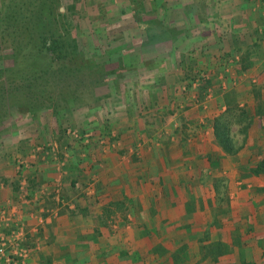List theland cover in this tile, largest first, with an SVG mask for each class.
I'll return each instance as SVG.
<instances>
[{"label":"crops","instance_id":"0c3cea01","mask_svg":"<svg viewBox=\"0 0 264 264\" xmlns=\"http://www.w3.org/2000/svg\"><path fill=\"white\" fill-rule=\"evenodd\" d=\"M94 16L96 33L121 30L106 35L118 40L117 58L160 63L191 53L209 60L220 46L229 54L232 44L244 43L247 51L239 52L251 60L244 72L251 82L264 78V0H96ZM160 44L169 47L157 52ZM257 89L263 97L264 85ZM235 90L238 103L242 89ZM186 110L188 127L162 134L176 145L149 137L137 123L130 132L120 128L111 149L68 158L60 172L31 148L4 151L0 238L16 233L26 253L5 248L0 264L263 263L264 172H249L264 154L260 120L252 116L245 141L228 154L213 142L219 111ZM17 159L26 163L17 168Z\"/></svg>","mask_w":264,"mask_h":264},{"label":"rangeland","instance_id":"374dc122","mask_svg":"<svg viewBox=\"0 0 264 264\" xmlns=\"http://www.w3.org/2000/svg\"><path fill=\"white\" fill-rule=\"evenodd\" d=\"M95 3L96 0H58L56 12L62 14L59 22L65 25L67 35L76 41L79 54L77 58L67 61V66L73 70L62 75L59 82H50L52 104H48L49 100H33L25 93L11 96L10 107L0 118V156L8 149L19 151L28 147L32 149L31 154L39 155L40 159L43 157V161H51L53 164H50L58 167L57 172H60L66 159L83 158L92 149H111L115 134H121L120 128H129L130 132L131 128L140 124L149 137H168L167 144L176 145L180 142L178 139L170 141L168 134H162L166 131L173 135L175 129L181 131L185 126L188 127L182 125L185 117L182 112L185 109L194 116H211L216 111L219 114L224 109L222 93L232 89L237 95L235 87L242 89L243 98L237 103L238 106L246 110L250 119L256 116L260 120L262 139H258L257 143L263 145L259 153L264 152V124L261 123L264 120V93L260 98V91H257L260 84L264 85V78L259 75V80L251 82L245 70L237 72L238 63L243 53L245 55V52H239V48L243 47L247 51L244 43L232 44L229 54H224L220 46L216 58L209 60L187 50L191 56L187 54L178 59L173 55L160 61L167 68L165 73L160 72L155 70V67L161 68L158 61L117 58L112 47L118 40L106 35H116L121 30L107 27L96 33L93 27ZM0 8H3L1 3ZM4 38L6 40L7 37ZM160 45L157 52L169 47L168 44ZM148 50H152L150 46ZM9 53L11 51L8 48L0 49V62L3 65L10 64ZM122 56L126 57L127 53ZM202 80L210 82L200 90ZM252 87L258 92V98H254ZM30 102L35 104V108H28ZM191 105L197 112L190 109ZM257 109H261L262 114H256ZM190 111L193 113L190 114ZM243 125L239 123L231 126L234 145L245 141L250 125L245 132L241 130ZM190 129L192 133L196 130L194 126H190ZM13 136H18V140L13 139ZM258 157L262 158L264 154ZM17 160L14 161L17 168L26 163L24 159ZM75 161L78 163V160ZM15 175L17 177V173ZM15 234L0 238V256L4 254L5 248L11 249L19 257L25 255L26 250L20 246L19 235ZM241 264L254 263L241 261Z\"/></svg>","mask_w":264,"mask_h":264},{"label":"trees","instance_id":"16d2710c","mask_svg":"<svg viewBox=\"0 0 264 264\" xmlns=\"http://www.w3.org/2000/svg\"><path fill=\"white\" fill-rule=\"evenodd\" d=\"M0 3L3 6L0 8V49L11 51L7 55L10 64L0 62L1 118L10 107L13 94L25 93L33 100H49L48 104H52L50 82H59L62 75L73 70L67 66V61L77 58L79 50L76 41L67 35L65 25L59 22L62 14L56 12L58 0H0ZM249 65V60L243 57L237 72L246 70ZM202 82L200 90L210 81ZM251 90L254 98H258L256 89ZM222 101L224 109L211 121L213 142L230 154L240 146L233 143L232 124L244 123L241 130L245 132L251 119L246 110L238 106L234 90L224 91ZM34 105L30 102L27 106L32 109ZM256 114H262L261 109H257ZM250 172H264V157Z\"/></svg>","mask_w":264,"mask_h":264}]
</instances>
